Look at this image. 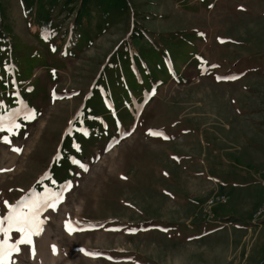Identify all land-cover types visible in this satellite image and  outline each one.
<instances>
[{"label": "rangeland", "instance_id": "obj_1", "mask_svg": "<svg viewBox=\"0 0 264 264\" xmlns=\"http://www.w3.org/2000/svg\"><path fill=\"white\" fill-rule=\"evenodd\" d=\"M126 1L133 9L65 58L58 80L37 72L49 87L36 102L38 119L13 134L0 130V216L5 201L14 205L47 177L108 56L128 39L132 18L154 35L198 33L193 44L202 60L184 64L181 81L173 76L144 96L141 114L113 131L114 143L96 141V122L86 126L92 134L70 156L85 155L83 167L57 206L41 212L35 258L21 245L12 261L264 264V0ZM3 2L21 36L39 30L21 19L17 0ZM69 220L79 230L69 234ZM10 236L15 242L20 234Z\"/></svg>", "mask_w": 264, "mask_h": 264}, {"label": "trees", "instance_id": "obj_2", "mask_svg": "<svg viewBox=\"0 0 264 264\" xmlns=\"http://www.w3.org/2000/svg\"><path fill=\"white\" fill-rule=\"evenodd\" d=\"M17 2L21 19L30 20L39 30L33 32L28 28L25 36H21L16 30V19L9 14V2L0 0V124L5 125L0 130L9 134L28 128L42 113L36 102L40 96L48 94L49 87L41 83L42 73L37 72L44 69L51 79L58 80L60 70L67 65L65 58L82 51L85 43L89 44L106 33L110 25L133 9L126 0ZM64 11L66 15L58 20ZM138 13L144 15L145 12ZM131 22L128 39L108 56L90 93L65 132L47 177L35 184L34 189L40 193L45 191L43 183H47L46 188L53 192H64L68 188L66 186L71 185L75 168L83 167L85 155L70 158L72 151H76L92 134L87 133L82 140V123L86 130L88 124L96 122L99 129L96 141L106 139L108 142L110 139L111 143L113 139L114 143L117 139L112 137L113 131H118L141 114L146 105L144 96L151 95L173 76L181 81L184 79L182 66L202 60L193 44L200 38L198 33L175 35L161 32L154 35L140 27L133 18ZM142 39L145 43L141 42ZM71 41L70 48L68 42ZM134 46L136 51L132 50ZM95 91L96 100L93 99ZM29 110H34V119L25 118ZM13 125L19 127L8 131V127ZM76 125H79L78 129ZM94 141L91 140L88 149Z\"/></svg>", "mask_w": 264, "mask_h": 264}, {"label": "snow or ice", "instance_id": "obj_3", "mask_svg": "<svg viewBox=\"0 0 264 264\" xmlns=\"http://www.w3.org/2000/svg\"><path fill=\"white\" fill-rule=\"evenodd\" d=\"M226 79H235V77H226ZM26 119H34V110H29ZM5 125L0 124V128ZM12 127H19L18 125H13L8 127V131H12ZM85 135L87 131L81 129ZM152 135H163L161 132H153L150 130ZM167 139V137H165ZM5 142L8 141L7 137L4 138ZM14 151H21L19 148H14ZM85 170H87L85 168ZM54 182V181H53ZM66 187H70V184ZM62 193L58 194L45 188L43 193H38L32 190L31 194L25 197H21L14 205L9 204L5 201L4 204L8 208L7 214L0 216V234H2V239H0V264H15L12 261L13 254H19L21 251V245H26L30 247L31 255L35 258V245L33 241V236L40 235L43 231L42 225L44 223L41 220V212L45 208H55L57 204L62 200ZM72 221L65 222L66 231L71 234L72 232L79 230L73 227ZM15 231L20 234L19 239L15 242H10V234ZM131 231H135L134 229ZM83 251V250H82ZM53 252H56V247L53 246ZM89 255H99L98 253H86ZM111 259V258H110Z\"/></svg>", "mask_w": 264, "mask_h": 264}, {"label": "built area", "instance_id": "obj_4", "mask_svg": "<svg viewBox=\"0 0 264 264\" xmlns=\"http://www.w3.org/2000/svg\"><path fill=\"white\" fill-rule=\"evenodd\" d=\"M212 203H214V201H212Z\"/></svg>", "mask_w": 264, "mask_h": 264}, {"label": "crops", "instance_id": "obj_5", "mask_svg": "<svg viewBox=\"0 0 264 264\" xmlns=\"http://www.w3.org/2000/svg\"><path fill=\"white\" fill-rule=\"evenodd\" d=\"M222 184V183H221Z\"/></svg>", "mask_w": 264, "mask_h": 264}]
</instances>
